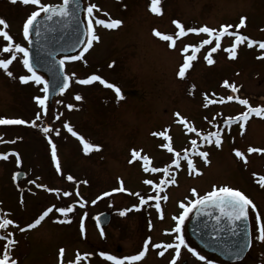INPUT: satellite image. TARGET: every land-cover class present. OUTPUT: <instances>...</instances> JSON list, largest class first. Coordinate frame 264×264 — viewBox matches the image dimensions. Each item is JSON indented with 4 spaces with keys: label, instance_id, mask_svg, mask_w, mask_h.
Wrapping results in <instances>:
<instances>
[{
    "label": "rangeland",
    "instance_id": "obj_1",
    "mask_svg": "<svg viewBox=\"0 0 264 264\" xmlns=\"http://www.w3.org/2000/svg\"><path fill=\"white\" fill-rule=\"evenodd\" d=\"M41 2L55 6L60 0ZM92 3L99 10H94V16L119 19L122 23L106 28L93 21L94 34L99 39L93 41L81 60L65 63L64 71L74 77L73 84L46 104V112L33 102L35 96H43L42 85L29 82L23 88L17 82L18 75L27 74L19 57L9 65L12 77L0 69V118L30 122L0 125V154L7 155V159H0L2 211H12L15 219L19 217L17 220L25 223L32 213L35 215L49 207L53 208L51 216L57 218L65 215L56 208L71 206L73 209L66 215L69 223L56 226L49 244L42 240L39 247L37 244L25 255L16 251L18 263H51L52 255L60 257L61 248L65 250V261L73 249L75 258L79 253V264L84 263L82 254H97L100 250L124 258L137 255L148 241L147 251L140 260H125L124 264H170L175 250L152 245L174 241L176 234L169 230L176 223L173 217L182 211L180 203L195 199L191 189L203 196L213 186H228L243 192L256 206L255 210L250 207L251 247L246 257L234 264H264V241L256 239L255 220L259 213L264 222V186L260 180L264 177V152H248L250 147L264 149L263 114L255 113L245 122L238 118V124H232L245 108L264 107V49L259 47V42H264V0H159L156 5L159 12L152 11V0H82L85 18L86 9ZM33 10V5L0 0V17L8 24L6 31L25 47L22 27ZM241 17L246 18L245 25L236 28ZM174 20L185 27L186 34L177 35L180 30ZM222 25L233 27L220 35ZM204 26L215 30L211 36L187 32L188 28ZM154 29L162 35H171L173 40L156 36ZM228 33L250 37L251 46L243 43L233 48ZM218 35L220 46L212 52ZM204 40L211 43L203 44ZM7 43L0 37V58L10 57L2 51ZM185 46H188L187 52L182 51ZM194 49L191 67L181 78L178 68L184 56L192 55ZM206 57L213 63L208 64ZM93 74L118 87L122 98L117 99L114 89L99 81L83 88L74 86L76 81ZM232 85L237 91L232 90ZM72 94L82 98L73 99ZM229 96L233 99L228 100ZM240 99H246L248 104L242 105ZM69 104L74 107L69 109ZM38 112L40 118L36 119ZM229 118H232L230 122ZM65 123L86 142L99 145V149L86 153L80 140L64 128ZM45 125L51 129L47 134L42 130ZM191 128L196 132L189 131ZM154 132L162 134L154 136ZM213 132L220 133L219 147L215 144L217 137L209 136ZM203 137H210L211 142ZM49 139L56 145L60 176L55 175L57 162L52 159ZM194 139L196 145L191 143ZM133 150L139 156L129 163ZM235 150L243 158L237 157ZM199 152L208 153L207 163ZM185 153L193 162L191 169L184 159ZM152 168L157 171H151ZM18 169L35 181L21 192L22 206L17 204L19 192L10 182V176ZM69 175L74 179L69 181ZM173 177L175 182H170ZM146 180L152 183L147 184ZM19 185L22 190L27 184ZM121 187L124 191H114ZM65 192L69 195H64ZM140 196L147 201L144 205L139 204ZM164 196L167 200L162 199ZM156 203L160 204L159 211ZM120 211H125V215L120 216ZM102 212L110 214V222L99 231L94 219ZM67 228L71 231L76 228L74 234L69 235ZM6 234V228L0 229V237ZM40 235L46 237L45 232ZM4 243L6 238H0V254L5 251ZM186 244L193 248L190 241ZM70 247L73 249L69 250ZM161 251L163 256L159 255ZM206 260L218 264L208 257ZM92 264L111 263L101 258V261L92 260ZM187 264L191 261L187 260Z\"/></svg>",
    "mask_w": 264,
    "mask_h": 264
},
{
    "label": "snow or ice",
    "instance_id": "obj_2",
    "mask_svg": "<svg viewBox=\"0 0 264 264\" xmlns=\"http://www.w3.org/2000/svg\"><path fill=\"white\" fill-rule=\"evenodd\" d=\"M11 3L16 4L17 0H10ZM20 3L24 5H33L35 6V10L31 11V13L27 16L23 27H22V35L23 39L25 41L29 40L30 32L32 28L35 26L36 22L38 21V18L41 17V14H43V19L45 20H51L53 16H58V17H69L75 16L77 11L80 8V5L78 3V0H62L61 5H51L47 3H42L41 0H19ZM153 7L152 11L153 12H159V8L156 7V5L159 3V0H152ZM94 10H98L97 5L95 3L90 4L87 9V23L85 25L86 27V33H85V40L84 43H86L87 47L84 48V51L86 52L89 47L92 46L93 41H97L99 37L94 34V28H93V21L97 25H103L106 28H114L122 23L121 20L119 19H99L96 16H94ZM107 15V13H105ZM246 18L241 17L239 20V23L235 26L236 28H239L240 26L245 25ZM173 23L176 25V28L179 29L180 34H186L185 27L179 22V21H173ZM0 37L3 38V40L7 41V45L3 46L2 51L5 53H9L10 57L6 58H0V69L4 70L5 73L9 76L12 77L13 73L9 71V65L12 64L14 60H17L19 57L20 60L19 62H22L23 67L27 70V74L20 75L18 77L19 81L22 84H28L29 82L34 83L35 85L41 86L42 88L40 89L44 95L43 96H35L33 99L36 101V103L39 105L42 111L46 112V101L48 100V92L50 88V81L46 80L42 75L38 74L37 71L34 69L33 64L30 62L29 59V50L27 47L22 46L21 43L15 42L13 40V37L9 34L6 29L8 28V24L6 20L2 17H0ZM233 27L232 25H222L221 26V31L220 35H223L228 31V28ZM154 34L156 36L161 37L165 41H171L173 40V37L171 35H162L159 31H156L155 29L153 30ZM215 30L210 29L207 26L200 27V28H188L187 32H196V33H207L209 36L213 34ZM229 35H232L233 33H228ZM220 35L216 36V47L212 48L211 51L215 52L216 48L220 46L219 40H220ZM236 39L237 41H243L247 39V37L240 36L239 34H236ZM203 44H209L211 43V40H204L202 42ZM171 46V45H170ZM249 46H251V42H249ZM235 45H233V48ZM259 47L261 49H264V42H259ZM188 46H185V48L182 50L184 52H187ZM195 49L193 51L192 55H186L184 56L183 63L179 66L178 68V76L183 78L185 76L186 69L191 67L190 61H192L195 58ZM83 55V52L81 53V56ZM235 56V53L233 52V57ZM80 57L78 56H70V57H65L63 59L59 60V77L54 80L55 87L58 89L60 93H63L68 87H69V80L70 76L68 74L64 73V64L65 60H76L79 59ZM208 64H212L213 60L206 57ZM111 66V65H110ZM55 68V62L49 65V71L54 72ZM93 81H99L102 85L108 88L114 89L116 92L117 99H121V90L116 87L115 85L107 82L106 80L102 79L98 75H90L86 79H80L77 82L79 84L87 85L92 83ZM225 85L228 84L227 81L223 82ZM194 87V86H193ZM232 90L235 92L237 91V88L235 85H232ZM82 97L80 95H76L75 99L80 100ZM228 100H232L233 97L229 96L227 97ZM237 99H239L237 97ZM239 102L242 105H247L248 101L246 99H240ZM69 109L73 108L74 105L69 104L67 105ZM256 113L257 115L264 114V108L262 107H248V110L244 113H242L239 117L241 120H247L249 113ZM179 115V114H177ZM40 118V113L38 112L36 114V119ZM232 118H229V121ZM30 123L29 121H25L23 119H6V118H0V125H23ZM32 126H36L34 122H31ZM64 128L67 129L69 133L72 134V136L77 137L81 144L84 147V151L87 153L90 149H99V145H93L85 141V139L80 136L76 131L72 129L67 123H65ZM241 128L244 127L243 124L240 125ZM43 132L45 134L49 133L51 130L49 126H45L43 129ZM189 131L196 132L195 128L189 129ZM162 133H152V135H161ZM57 135H59V131L57 130ZM197 135H200L197 133ZM210 135H214L217 137L215 140V144L217 147L220 146L221 140L219 138L220 133H212ZM165 139H170V137L165 136ZM203 139L208 140L211 142L210 137H203ZM192 145H196L197 141L194 139L191 141ZM49 144L51 145V150H52V159L54 162H57V171H60L59 168V163L57 161V156H56V145L52 143L51 139H49ZM169 151H172V149L169 147ZM248 152H264V149H259V148H249ZM198 155L200 157L205 158V162L207 163L206 157L208 156L207 152H199ZM235 155L237 157L243 158L242 153L239 150H235ZM139 156V153L133 150L132 152V159L129 160V163H132L133 160H135ZM0 159H7L6 155L0 154ZM143 159H147V157H143ZM184 159L188 161V166L191 169L193 167V162L188 158L187 153L184 155ZM20 163L19 156L17 155V164ZM173 163H177L178 161H173ZM148 169H145L147 171ZM151 171L155 172L157 171L156 168H152ZM255 175V174H254ZM15 178V177H14ZM69 181L73 180L74 178L69 175L67 177ZM262 182V186H264V177L260 178ZM170 182H175V178H172V181ZM32 183H35V181H32ZM145 183L151 184V180H146ZM40 185H37L39 187ZM50 191H52L50 189ZM114 191H124V189L117 188L114 189ZM192 195L195 197V199H192L188 201V203L181 202L180 203V208L182 211L178 216H174L173 219L176 221L175 226L170 229V233H175L176 235L174 236V241L172 243H162V244H153L152 247L154 248H162L164 250L167 249H174L175 250V255L173 256L172 260L170 261V264H176L177 259L180 257L181 253V247L183 246L184 248L187 249L188 252L192 253L193 256H195L198 260L200 261H205V264H211L210 261L206 260V257L202 254H200L196 249L191 248L186 244L185 239L183 235L181 234L182 232V225L184 224L186 218H189L190 213L199 212L200 209L208 208V207H215L219 210L220 215L227 217V219L231 222H236V221H247L249 217V206H251L252 210H255L256 206L253 203L251 199H249L243 192L237 189H233L228 186H222L217 188L216 186H213V190L206 193L203 196H199L196 189H191ZM78 194V193H77ZM64 195H69V193L65 192ZM104 195H108V193H104ZM136 195L139 196L137 193ZM161 197H149V199H160ZM162 199L167 200V196L162 197ZM147 201L143 196H140L139 199V204L144 205ZM93 204L96 203L95 200L92 201ZM133 207H139L138 205H134ZM156 209L159 211L160 209V204L156 203L155 204ZM53 211L52 207H49L45 209L42 214L39 215L37 219H35L34 223L29 224L28 227L32 228L35 227L36 225H39L40 222L48 216L49 213ZM56 211L63 214L67 215L68 213L72 212L73 209L71 206L68 207H59L56 208ZM120 216L125 215V211H120L119 213ZM162 218V217H161ZM217 222H219L220 217H216ZM256 232L257 236L256 239L259 241H264V222L261 221L260 214L257 213L256 217ZM13 224V221L11 219H2L0 220V229L6 228L8 225ZM23 231L24 229H20ZM81 231H84V226L83 223H81ZM0 238H6V237H0ZM10 243H15L14 241H11ZM249 241L245 240L244 244L240 246V250L242 251L244 247L248 245ZM148 248V241H145L144 245V250L140 251L137 255H132V256H127L124 257L123 259H117V257L113 255H106L105 253H101V256H105L106 259L110 261H114L115 264H124V261H138L140 260L146 253ZM64 249L61 248L59 250L60 257H61V264H63V255H64ZM87 255V254H86ZM159 255L163 256L164 251H161ZM237 255H239V252H237ZM76 264H79V261L81 260V256L79 253L76 255ZM17 264V261L15 259H10L9 255L7 252L4 253V256L2 259H0V264ZM72 264V262H70Z\"/></svg>",
    "mask_w": 264,
    "mask_h": 264
},
{
    "label": "water",
    "instance_id": "obj_3",
    "mask_svg": "<svg viewBox=\"0 0 264 264\" xmlns=\"http://www.w3.org/2000/svg\"><path fill=\"white\" fill-rule=\"evenodd\" d=\"M75 16H53L51 20L38 18L32 28L28 40L29 59L37 73L50 81L47 103L62 94L55 87L54 80L59 77V60L65 57L76 56L83 51L86 43V22L83 19L82 0ZM62 4L61 3L59 5ZM55 62L54 72L49 71V65ZM64 93V92H63ZM49 126V125H47ZM23 172L15 174V183L24 178ZM220 217L217 222L216 217ZM110 222V214L100 213L96 225L102 229ZM187 235L194 245L203 252L212 255L227 263L241 262L251 247V234L249 219L247 221L231 222L227 217L221 216L215 207L200 209L193 212L188 224ZM245 240L248 245L240 250ZM239 252V255H237Z\"/></svg>",
    "mask_w": 264,
    "mask_h": 264
},
{
    "label": "flooded vegetation",
    "instance_id": "obj_4",
    "mask_svg": "<svg viewBox=\"0 0 264 264\" xmlns=\"http://www.w3.org/2000/svg\"><path fill=\"white\" fill-rule=\"evenodd\" d=\"M246 34L249 35V33H247V32H246ZM230 42L232 44H234V45H237V44L242 45L243 43H249V42H251V38L250 37L249 38L247 37V39H245L243 41H237L235 34H232V35H230ZM73 76H75V75H73ZM73 79H74V77L71 76L70 77V80H69V85H72L73 84ZM74 86H76L78 88H83V87H87L88 84L87 85H83V84H79L76 81L75 84H74ZM75 96H76V94H72L73 99H75ZM258 107H262V106H258ZM262 108H264V107H262ZM247 110H248V108H245V112ZM239 116H236L233 119V121H232L233 123L232 124H235L236 123V121L238 120ZM251 117H252V113H249L248 119L246 121H249L251 119ZM263 119H264V114H263ZM243 121L245 122V120H243ZM9 156H11V155H9ZM54 171H55V175L60 176V174L57 173L58 172L57 170H54ZM17 172H23V171H21L20 169H18L17 171H14L12 173V176H10V182L13 183V184L12 183L11 184L14 186V189L18 190V192H19L18 193L19 200L17 201V204L19 206H22V203H23V194H21V192L27 190V189H25L27 186H30V185L33 186L34 183H32L33 180H29L28 177H27V175H30V174L23 172L25 176H24V178H23V180L21 182H26L27 185H24V189L21 190L20 189L21 185H19L21 182L20 183H15V180H14L15 179L14 178L15 177V174ZM250 207L251 206H249V223H250V215H251ZM2 209H3L2 208V202L0 201V219L1 220L2 219H11L13 221V224L8 225L6 227L7 234H6V243H4V245H5V248H4L5 251H4V253L7 252L8 255H9V257H10V259H15L17 261V264H19L18 262H20V260L16 259V256H15L16 255V251H17V253H22V255H25V253L27 251L34 250L36 248V245L37 244H38V247H39L40 246V242L42 240L45 241L44 244H46V243L49 244L48 242L51 239L50 238L51 237V234L54 233V229H56V226H58L59 223H65V222L69 223V220H67V217L66 216H61L60 218H57L55 216H51V213H52L51 212V213L48 214V216H46L40 222L39 225H36L35 227L29 228L28 225L34 223L35 219H37L39 217V215L42 214V212H43L42 210L41 211H38L37 213H35V215L32 213V216H30L29 219L26 220L25 223H21V222H19L20 220L19 221L17 220L19 217H17V219H15L16 217L14 218V216L12 214V211L5 210V209L2 211ZM2 212H3V216H1V213ZM191 215H192V213H191ZM191 215H190V217H191ZM96 219H97V217L94 219L95 225H96ZM82 221L85 222V220H83V219H82ZM187 223H188V218H186L184 224L182 225L183 226V230L181 232V234L183 235V237L185 239V242H189V239L187 237V231H186ZM106 227L107 226H105L102 229H99L97 227V225H96V228L99 231H102ZM20 229H24V230L21 231ZM75 229L73 231H71V230H69L67 228L68 234L70 235L72 233V235H73L74 232H75ZM77 229H79V223H78ZM184 230H185V232H184ZM250 231H251V223H250ZM41 232H45L46 237H44L43 235H40ZM85 234H86V231H85ZM251 235H252V232H251ZM31 238H32V241L30 240ZM11 241H14L15 243H10ZM21 241H23V245H20V242ZM59 247L60 246H58L57 248H59ZM47 248H48V246L46 247V249ZM57 248H55V250ZM193 248L196 249L200 254H202V255L210 258L212 261L218 262V264H229V263L222 262V261H220L219 259H217V258H215L213 256H210V255L205 254L202 250H199L194 245H193ZM72 249H73L72 247L69 248V250H72ZM4 253L3 254L2 253L0 254V259L3 258ZM101 253H102V251L100 250V253H97V254H93V253L91 255H88V254L86 255V253L85 254H82V256H83V262H84L83 264H92V260L98 259L99 261H101V258L104 261H108L111 264H115L114 261H110V260L106 259L105 256H101L100 255ZM106 255H110V254L108 253ZM52 256L53 257L50 260L51 263L48 262L47 264H61V257L55 258V255H52ZM68 256L70 258L72 257L71 260H70V258H69V260H66V261L63 259V264H70V262H72V264H76V262L74 261V258H75V251H74V249L72 250V253L70 255H68ZM113 256H115V255H113ZM183 256H186L187 259L186 260H183ZM115 257H117V259H123V256H119V257L118 256H115ZM180 258H182V259L180 260ZM23 260L24 259H21V261H23ZM187 260H190L191 261V264L192 263L193 264H203V261L198 260L195 256L192 255V253L188 252L187 249L182 246L181 247L180 257L177 259L176 264H179V263H181V264H187ZM46 261L47 260H45V262ZM219 262H221V263H219ZM9 264H10V261H9ZM211 264H213V263H211Z\"/></svg>",
    "mask_w": 264,
    "mask_h": 264
},
{
    "label": "trees",
    "instance_id": "obj_5",
    "mask_svg": "<svg viewBox=\"0 0 264 264\" xmlns=\"http://www.w3.org/2000/svg\"><path fill=\"white\" fill-rule=\"evenodd\" d=\"M19 86L25 88L26 85L23 86V85L21 84V85H19Z\"/></svg>",
    "mask_w": 264,
    "mask_h": 264
}]
</instances>
